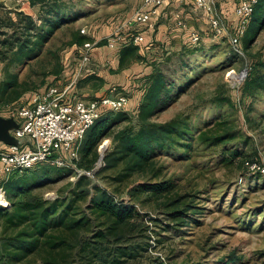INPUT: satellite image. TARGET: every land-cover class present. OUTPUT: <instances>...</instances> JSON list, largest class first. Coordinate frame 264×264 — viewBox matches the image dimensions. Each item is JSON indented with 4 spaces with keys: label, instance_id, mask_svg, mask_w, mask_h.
I'll return each instance as SVG.
<instances>
[{
    "label": "rangeland",
    "instance_id": "obj_1",
    "mask_svg": "<svg viewBox=\"0 0 264 264\" xmlns=\"http://www.w3.org/2000/svg\"><path fill=\"white\" fill-rule=\"evenodd\" d=\"M216 1L218 10V2L226 3V0ZM232 1L231 6L235 8L238 2ZM81 2L73 13L78 18L76 22L65 28L67 30L57 32L52 42L53 47H61V59L66 65L61 76L54 80L46 72L49 67L46 54L29 63L20 72V80L27 81L31 90L13 104L0 103V116H10L32 93L48 85L64 87L67 80L74 78L76 72L72 70L74 67L76 70L79 62L80 46L66 45L71 29L80 31L87 27L91 34L107 37L129 20L140 4L135 0ZM181 7L188 13L204 15L190 4ZM2 10L9 13L37 12V9H29L27 4L18 7L11 0H0V13ZM221 12L223 21L233 31L237 19L231 21ZM259 15L264 20V12ZM139 29V26L131 28L132 33ZM192 31L198 32L201 39L197 44L191 40L187 42L196 51L189 57L192 68L189 85L177 102L154 118L155 123L161 124L178 116L183 127L174 140L158 142L152 152L155 155L153 168L160 169L158 180H167L172 184L170 191L161 195L160 201L185 195L188 201L200 208L201 216L198 217V224L186 227L188 233L185 236L177 237L175 232L162 231L165 216L154 200L144 209L159 219L153 227L157 236L159 232L169 236L156 248H153L155 237L152 238L150 249L152 255L160 258L164 264H264V175L250 173L243 168L245 161L264 162V28L253 40L252 34L247 33L239 45L241 53L237 54L228 39L214 37L209 23ZM169 51L164 50L163 56ZM94 67L93 64L86 67L79 80L91 78ZM244 70H247L246 76L241 78ZM108 72L121 78L122 71L118 68L109 69ZM249 73L263 80V89L256 98L243 91ZM4 74V64L0 62V82ZM138 74L134 72L132 76ZM93 78L92 82L87 80L80 84H77L78 80L75 93L80 96L78 88L89 93L97 92L104 81ZM138 91L139 79H135V86L128 92L130 109L124 110L134 122L137 121L139 109L135 104ZM129 123L125 121L114 130ZM110 145L111 139L105 138L98 148V160L95 156V165L99 162L100 154H105V148L108 149ZM69 165H72V161L67 158L63 165L47 161L8 174L0 169V190H5L4 182L9 177H19L23 179V185L38 186L36 191L52 200L71 190L81 177H85L81 188L89 193V198H99L101 192H97L98 189L111 192L108 178L93 176L91 171L74 166L72 169L66 168ZM103 165L104 161L99 169ZM149 176L150 172L136 176L134 181L143 183ZM124 198L129 200V195L125 193ZM6 200V206L0 203L2 207L10 206L7 192ZM135 243L147 245V241L139 239ZM41 259L42 253L38 252L18 264H41Z\"/></svg>",
    "mask_w": 264,
    "mask_h": 264
},
{
    "label": "trees",
    "instance_id": "obj_2",
    "mask_svg": "<svg viewBox=\"0 0 264 264\" xmlns=\"http://www.w3.org/2000/svg\"><path fill=\"white\" fill-rule=\"evenodd\" d=\"M81 1L26 0L28 8L37 9L36 13L1 11L0 62L5 71L0 82L1 104H13L31 90L27 81L20 80V72L44 54L49 65L46 72L54 80L61 76L66 67L61 59V47H53L52 42L57 32L76 22L78 18L73 13ZM262 12L264 0H259L243 37L249 33L253 40L264 28V20L259 15ZM130 33L137 32L131 30ZM88 40L91 38L81 34L79 29H71L66 45L81 46ZM105 44L102 40L97 46ZM142 48L141 44L130 42L116 51L118 70L145 62V57L139 53ZM195 52L190 45L184 46L180 52L171 51L151 61L152 70L139 86L135 99L139 107L136 122L124 110L109 111L86 131L78 158L66 168L74 166L91 171L93 176L108 178L111 192L98 189L100 197L89 198V193L81 188L85 179L81 177L71 190L51 200L36 191L38 186L23 185L19 177H9L4 182L10 206L0 205V264H18L38 252L42 253L41 264H164L152 255L150 240L155 237L153 248H156L169 235L159 232L157 236L153 227L159 219L144 208L156 200L166 220L162 231L175 232L177 237L185 236L186 227L198 224L201 215L200 208L185 195L160 201L172 184L158 180L160 169L153 168L152 149L162 140H174L183 122L177 116L158 124L154 118L185 93L192 72L189 57ZM133 78L139 79L138 75ZM89 79L85 77L77 84ZM70 82L67 80L66 85ZM262 85L261 77L249 73L243 91L256 98ZM112 86L129 94L118 85H111L109 89ZM125 121L130 123L114 130ZM107 137L111 145L105 153L104 165L93 173L98 148ZM108 172H112L111 175H106ZM149 172V178L143 183L134 181L136 176ZM125 193L129 200L124 198ZM138 239L147 241V245L135 243Z\"/></svg>",
    "mask_w": 264,
    "mask_h": 264
},
{
    "label": "built area",
    "instance_id": "obj_3",
    "mask_svg": "<svg viewBox=\"0 0 264 264\" xmlns=\"http://www.w3.org/2000/svg\"><path fill=\"white\" fill-rule=\"evenodd\" d=\"M11 1L18 7L26 4V0ZM135 1L140 4L131 18L102 39L106 41V47L112 51H118L130 42L136 45L143 44L145 37L142 34L125 35L126 30L139 25H143L147 30H154L156 27L154 18L160 8L173 0ZM175 1L181 5L190 4L201 11L207 16L214 37L228 39L237 52L241 53L239 48L241 38L259 0H239L234 8L237 25L233 31L223 21L216 0ZM176 19L178 26L182 28L186 26L179 14H176ZM80 33L90 37L91 40L86 41L79 48V62L71 82L64 87L51 85L32 93L24 104L7 117L14 118L18 127L10 131L16 144L0 141V169L5 173L29 169L47 161L63 165L67 158L71 161L77 159L80 143L94 122L106 112L123 111L130 106L129 95L117 86H112L104 95L93 99H84L75 93L74 89L79 77L92 62L91 52L100 42L93 39L94 35L87 27L81 28ZM200 39L198 32L190 33L193 44H197ZM243 168L250 173L264 175V162L245 161ZM0 191V203L6 206V191L4 189Z\"/></svg>",
    "mask_w": 264,
    "mask_h": 264
},
{
    "label": "crops",
    "instance_id": "obj_4",
    "mask_svg": "<svg viewBox=\"0 0 264 264\" xmlns=\"http://www.w3.org/2000/svg\"><path fill=\"white\" fill-rule=\"evenodd\" d=\"M234 1L239 2V0ZM232 2V0H226V3L218 2V4L220 11H223L229 20L234 21L236 15L234 14V8L231 6ZM181 6V4L173 0L160 8L158 15L154 18L156 21V28L152 31L147 30L143 25H139L140 29L136 30V32L142 34L145 37V42L142 45L143 48L139 51V53L145 57V62H139L137 65L132 66L131 68L128 67L121 70V78L118 76L116 78V75L111 76L108 72L109 69L118 68V52L110 50L108 47H106V45L95 47L91 52V64H93L95 67L93 72L89 74L90 76L94 77V80L96 77L100 80L102 79L104 81L103 86L95 93L85 92L81 90V88H78L80 96L87 99L101 96L106 90L109 89L111 85H118L129 91V89H132V87L135 86V80L132 76L134 72L139 73V86H142L144 84L146 75H148L152 70V67L149 66L151 61L157 58L160 59V57L164 55V50L165 52L166 50L179 51L184 46H189L187 42L190 40V31L196 27L200 28V25L204 23L208 24V21L207 18H205V15L188 13ZM176 14L180 15L187 27L182 28L177 25ZM197 16H200V18ZM129 30L131 31V29L126 30L125 35L130 33ZM104 38L105 36H102L101 34L94 35L93 37L95 41H100ZM74 70L75 67L72 71ZM110 77L113 78L110 79ZM89 81L92 82L93 80L90 78ZM135 91L136 90H132V92ZM93 94H95L94 97H92Z\"/></svg>",
    "mask_w": 264,
    "mask_h": 264
},
{
    "label": "water",
    "instance_id": "obj_5",
    "mask_svg": "<svg viewBox=\"0 0 264 264\" xmlns=\"http://www.w3.org/2000/svg\"><path fill=\"white\" fill-rule=\"evenodd\" d=\"M245 74L247 73V70L243 71ZM18 124L15 121L14 118H6L0 116V141L6 143V144H16L15 139L10 135V131L17 128ZM107 150L105 149V152ZM104 156L102 157V161H104ZM100 165H96L93 169V173H95L99 169Z\"/></svg>",
    "mask_w": 264,
    "mask_h": 264
},
{
    "label": "bare ground",
    "instance_id": "obj_6",
    "mask_svg": "<svg viewBox=\"0 0 264 264\" xmlns=\"http://www.w3.org/2000/svg\"><path fill=\"white\" fill-rule=\"evenodd\" d=\"M242 76H243V78L246 76V74L245 73H243V75H241V78H242ZM103 147V146H102ZM106 149V148H105ZM107 150V149H106ZM105 152V151H104ZM104 156V154H100V158H99V162H98V164L97 165H100L101 166V164H102V157Z\"/></svg>",
    "mask_w": 264,
    "mask_h": 264
}]
</instances>
